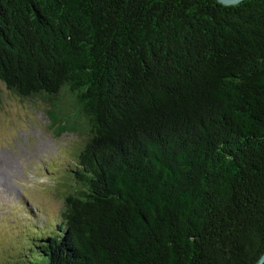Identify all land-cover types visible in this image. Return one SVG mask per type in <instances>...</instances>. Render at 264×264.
<instances>
[{"label": "trees", "instance_id": "16d2710c", "mask_svg": "<svg viewBox=\"0 0 264 264\" xmlns=\"http://www.w3.org/2000/svg\"><path fill=\"white\" fill-rule=\"evenodd\" d=\"M0 84L85 140L8 264L264 254V0H0Z\"/></svg>", "mask_w": 264, "mask_h": 264}, {"label": "rangeland", "instance_id": "374dc122", "mask_svg": "<svg viewBox=\"0 0 264 264\" xmlns=\"http://www.w3.org/2000/svg\"><path fill=\"white\" fill-rule=\"evenodd\" d=\"M49 107L0 84V264L16 256L26 226L59 220L69 166L85 144L80 135L59 134Z\"/></svg>", "mask_w": 264, "mask_h": 264}, {"label": "water", "instance_id": "95a60500", "mask_svg": "<svg viewBox=\"0 0 264 264\" xmlns=\"http://www.w3.org/2000/svg\"><path fill=\"white\" fill-rule=\"evenodd\" d=\"M220 4L223 6H236L240 3L246 1V0H218ZM257 264H264V254L260 258V260L257 262Z\"/></svg>", "mask_w": 264, "mask_h": 264}]
</instances>
